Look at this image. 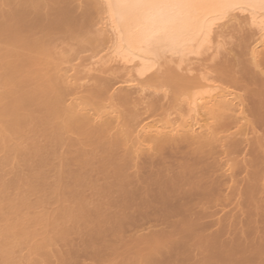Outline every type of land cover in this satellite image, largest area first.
<instances>
[{"label":"bare ground","instance_id":"6f19581e","mask_svg":"<svg viewBox=\"0 0 264 264\" xmlns=\"http://www.w3.org/2000/svg\"><path fill=\"white\" fill-rule=\"evenodd\" d=\"M86 259L264 264V0H0V264Z\"/></svg>","mask_w":264,"mask_h":264},{"label":"rangeland","instance_id":"374dc122","mask_svg":"<svg viewBox=\"0 0 264 264\" xmlns=\"http://www.w3.org/2000/svg\"><path fill=\"white\" fill-rule=\"evenodd\" d=\"M246 32H247V31L245 30V33H246ZM238 33H239V32H237V33L235 32V34H238ZM240 33L243 34V32H240ZM228 35H229V37H230V34H228ZM238 35H240V34H238ZM238 35H237V36H238ZM231 36L233 37V38L231 37L232 39H231V38L228 39V37H225L226 39L224 38L225 40H228V41L230 40V42H232V43L226 44V43H225L226 41H224L223 45L225 44V46H227V47H223L224 52H226V49H224V48H227V50H229L228 48L230 47L231 44H233V43L239 44V42H238V41H239V40H238L239 37H238V39H237L236 37L234 38V36H235L234 33H233V34L231 33ZM241 37H242V35H241ZM233 39H234V40H233ZM231 40H233V41H231ZM228 41H227V43H228ZM236 41H237V42H236ZM236 44H235V45H236ZM228 45H229V46H228ZM232 47L234 48V45H232ZM232 47H231V50L233 49ZM236 48H237V46H236ZM238 49H239V46H238ZM221 50H222V49H221ZM235 50H236V52L238 51L237 49L234 48V49H233V55H234V53H235ZM230 53H231V54H230ZM224 54H225V53H224ZM228 54H229L230 57H229L227 54H225V57H226V56H228V57L224 58V56H223V55H220V53H219L220 56L218 55V56L216 57V60H214L215 63L212 61V62L209 63V64L211 65V64L214 63V64H213L214 66H215V64L220 65V66L223 65L224 63H226V62H228L229 60H232V59L234 58V57L232 58V56H233V55H232V51H230ZM203 56H204V55H203ZM221 56H223V57H222V58H223V61H222L223 64H222L221 62H219V61H221ZM234 56H235V55H234ZM202 58H203V57H202ZM217 58H218V59H217ZM219 59H220V60H219ZM226 59H229V60L226 61ZM217 61H218V62H217ZM224 61H225V62H224ZM219 63H220V64H219ZM210 65H209V66H210ZM213 65H211V66L214 67ZM211 66H210V67H207V68L210 69V70L208 69L209 74L213 72ZM220 66H219V67H220ZM237 68H238V69L233 68V69H234L233 72H235L236 75L238 76V72H240L241 70H240L239 67H237ZM216 69L218 70V67H217V66L215 67L214 71H215ZM217 70L215 71V73L217 72ZM236 70H237V71L239 70V71L237 72ZM210 71H212V72H210ZM240 73H241V74H240ZM240 73H239V76H238V77H241L242 74H243L242 71H241ZM209 74H208V75H209ZM211 75H212V74H211ZM213 75L216 76V74H213ZM213 75H212V76H213ZM209 76H210V75H209ZM212 76H210V77H212ZM213 78H214V77H213ZM241 79H242V78H241ZM251 87H252V86H251ZM248 99L250 100V98H247V101L249 102ZM251 100H252V99H251ZM251 102H252V101H250V103H251ZM246 103H247V102H246ZM250 103H247V104H250ZM247 104H245V106H247ZM248 107H250V105H249ZM248 107H247V108H248ZM256 129H257V128H256ZM257 130H258V131L261 130V132H259V133L263 134V133H262V129H257ZM258 131H254V132H256V134H257ZM259 133H258V135H260ZM253 134H255V133H253ZM253 134H252V135H253ZM256 134H255V135H256ZM252 135L250 134L249 136L252 137ZM258 135H256V136H258ZM250 137H249V138H250ZM247 155H249V154H247ZM245 157H248V156H245ZM249 157H250V156H249ZM246 160H249V159L247 158ZM240 177H241V176H240ZM230 207H232V206L225 207L223 211H228V210H230V209L233 208V207H232V208H230ZM242 217H243V216H241V218H242ZM243 218H245V217H243ZM145 223H146V224H144V226H145V225H147V227L150 226V225H148L149 222H148V224H147V222H145ZM152 223H153V222H152ZM150 224H151V223H150ZM159 224H160V223H159ZM155 225H156V223H155ZM155 225H154V224H153V225L151 224V226H150L151 229L155 230V228H156ZM160 225H161V224H160ZM160 225H158V226L160 227V229H162V228H163V225H162V226H160ZM259 225H260V224H259ZM144 226H143V227H144ZM147 227H146V228H147ZM154 227H155V228H154ZM159 227H157L158 230H159ZM157 229H156V230H157ZM149 230H150V229L148 228L147 231L149 232ZM147 231H146V230H143V231L141 230V232H143L144 234H145V233L147 234V233H148ZM143 233H142V234H143ZM139 234H141V233L139 232ZM74 238L77 239V236L74 237ZM79 238H80V237H79ZM88 261H89V260L86 259V260H84L83 262H84V264H86V263L88 264V263H89Z\"/></svg>","mask_w":264,"mask_h":264}]
</instances>
